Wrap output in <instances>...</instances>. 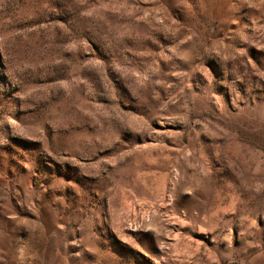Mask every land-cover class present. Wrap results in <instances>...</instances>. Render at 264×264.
Returning <instances> with one entry per match:
<instances>
[{"label": "rangeland", "instance_id": "374dc122", "mask_svg": "<svg viewBox=\"0 0 264 264\" xmlns=\"http://www.w3.org/2000/svg\"><path fill=\"white\" fill-rule=\"evenodd\" d=\"M0 264H264V0H0Z\"/></svg>", "mask_w": 264, "mask_h": 264}]
</instances>
